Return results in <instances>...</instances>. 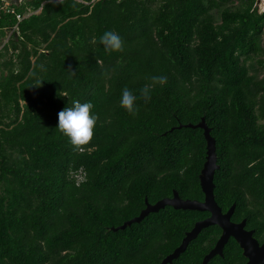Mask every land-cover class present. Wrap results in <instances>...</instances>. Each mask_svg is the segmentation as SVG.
<instances>
[{
    "label": "trees",
    "instance_id": "obj_1",
    "mask_svg": "<svg viewBox=\"0 0 264 264\" xmlns=\"http://www.w3.org/2000/svg\"><path fill=\"white\" fill-rule=\"evenodd\" d=\"M1 1V0H0ZM261 0H24L20 35L0 52V264H154L208 211L167 205L113 230L176 190L204 200V117L216 139L215 199L264 243V11ZM264 7V4H263ZM31 12V14H29ZM29 14V15H27ZM18 22L0 17V35ZM105 31L121 50L100 43ZM33 73L45 81L37 88ZM153 76H166L152 85ZM151 86L145 101L140 89ZM135 114L120 106L123 89ZM91 101L93 139L57 127ZM172 127H176L171 130ZM222 229L201 230L168 264H202ZM231 237L208 264H246Z\"/></svg>",
    "mask_w": 264,
    "mask_h": 264
},
{
    "label": "water",
    "instance_id": "obj_2",
    "mask_svg": "<svg viewBox=\"0 0 264 264\" xmlns=\"http://www.w3.org/2000/svg\"><path fill=\"white\" fill-rule=\"evenodd\" d=\"M13 4H20L24 0H6ZM178 128L182 127H199L204 131L206 139V160L200 173V185L204 193V200L198 199H184L179 193L174 190L171 197H164L155 203H150L148 199H145L146 206L143 208L139 215L126 220L122 225L118 227H112L113 230L125 229L132 223L141 222L151 212H158L160 209L165 208L167 205L172 206L175 209L184 210H199L208 211L210 215L195 223L194 227L186 232L181 244L174 249L173 252L163 258L162 261L154 264H168L172 263L174 259L178 258L183 253L189 243L194 240L201 230L210 225H218L222 229V233L218 238L214 247L205 255L202 264H208L210 259L215 255L223 256L225 245L229 239L233 237L240 247L243 249V255L247 258L246 264H264V243H260L254 236L253 229H247V220L243 219L240 222L232 220V215L235 211L236 204L234 203L226 212L217 203L215 199V172L219 169L217 162V146L216 139L211 134V128L207 125L205 118L203 117L197 124L187 123L179 124ZM176 127H172L174 130Z\"/></svg>",
    "mask_w": 264,
    "mask_h": 264
},
{
    "label": "clouds",
    "instance_id": "obj_3",
    "mask_svg": "<svg viewBox=\"0 0 264 264\" xmlns=\"http://www.w3.org/2000/svg\"><path fill=\"white\" fill-rule=\"evenodd\" d=\"M100 43L111 50H121L123 40L119 34L114 31H105L99 38ZM34 83L31 86L39 88L45 81L39 73H33ZM152 85H163L167 82L166 76H153ZM151 86H145L140 89V96L145 101L151 99ZM137 95L127 87L122 91L119 103L130 114L136 112ZM94 105L91 101L81 103L73 101L70 106L64 107L58 113L57 127L66 136L74 146H81L89 143L94 136L95 127L98 121V115L93 111Z\"/></svg>",
    "mask_w": 264,
    "mask_h": 264
},
{
    "label": "built area",
    "instance_id": "obj_4",
    "mask_svg": "<svg viewBox=\"0 0 264 264\" xmlns=\"http://www.w3.org/2000/svg\"><path fill=\"white\" fill-rule=\"evenodd\" d=\"M261 1L264 2V0H261ZM260 11H264V7L260 8ZM4 14L15 15L18 22L16 24L10 26V27H6L4 29L5 35H2V36L0 35V52L3 51V49L8 44L11 37H13L14 35H20L18 24H19V21H21L23 19V16L20 13L16 12V10L13 6V3L6 1V0H1L0 1V17ZM29 14H31V12ZM29 14H27V15H29Z\"/></svg>",
    "mask_w": 264,
    "mask_h": 264
},
{
    "label": "rangeland",
    "instance_id": "obj_5",
    "mask_svg": "<svg viewBox=\"0 0 264 264\" xmlns=\"http://www.w3.org/2000/svg\"><path fill=\"white\" fill-rule=\"evenodd\" d=\"M262 4V5H261ZM263 4H264V2L263 1H260L259 3H258V7L259 8H262L263 7Z\"/></svg>",
    "mask_w": 264,
    "mask_h": 264
}]
</instances>
